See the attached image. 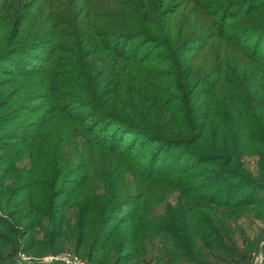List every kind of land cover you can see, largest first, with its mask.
<instances>
[{
    "label": "trees",
    "instance_id": "16d2710c",
    "mask_svg": "<svg viewBox=\"0 0 264 264\" xmlns=\"http://www.w3.org/2000/svg\"><path fill=\"white\" fill-rule=\"evenodd\" d=\"M262 42L264 0H0V90L15 87L0 110L39 114L0 117V264L62 249L131 264L166 236L171 262L241 256L226 245L239 226L222 232L264 220Z\"/></svg>",
    "mask_w": 264,
    "mask_h": 264
},
{
    "label": "rangeland",
    "instance_id": "374dc122",
    "mask_svg": "<svg viewBox=\"0 0 264 264\" xmlns=\"http://www.w3.org/2000/svg\"><path fill=\"white\" fill-rule=\"evenodd\" d=\"M262 50H264V42H262ZM15 59H19V58H15ZM26 60L28 62V66L32 68L43 63V61H38V60H32V59H26ZM7 66H8L7 64L1 63L0 70H2V68L6 69ZM9 80L10 79L8 76L2 73L0 74V84L7 83ZM14 89L15 87L12 84H9L4 88H1L0 93H2V98L5 97L7 93L15 91ZM31 91L32 90L27 89V90H24L22 93H25L27 96L31 93ZM13 99H14L13 102L18 100L16 96H13ZM0 102H1V99H0ZM35 105H36V102L31 104L29 101L28 102L23 101L22 104L18 106H16V104H11V103L5 104L4 106L1 107L0 117L4 116V117H7L8 119L10 117L15 119L13 123L8 122V125H10L9 129L13 130L14 127L23 125L24 123L35 120L38 117L39 114H35V112H33L35 110L34 109ZM20 107H23L24 109ZM1 130L2 128L0 127V131ZM3 143L4 142L0 141V145H2ZM5 153H9V152L4 149L0 152V159L2 157L3 161H5V157L8 156V154H5ZM244 162H246L245 166L247 169H249L252 172H255L256 158L249 157V156L244 157ZM4 165H5V162L2 165V168L5 167ZM225 195L226 194H222V196L224 197ZM229 195L233 196V198L235 199L237 198L239 199V197H246L243 193V189L242 191L241 189H239V190H236V192H231ZM258 195L264 197V190L259 192ZM64 197L65 195H62L60 196L59 199H62ZM168 202L173 203L174 200L168 199ZM156 209H159L161 213L159 217H164L167 213V210L163 209V207L161 208L160 204L156 207ZM260 209L264 210V207ZM150 211L151 212L148 214L149 218H151L154 212L152 210ZM252 213H255V212H252ZM251 215H254V214L247 215V214L242 213L240 215L241 218H239L236 222H232L230 226L226 227L224 231L222 232V234L227 233V232L230 233L233 230L232 229L233 225L237 224L239 226L240 229L235 231L233 235H230L232 245L230 243L226 245L228 247H231V249L235 250L236 253H240L241 256H239L238 258H235L234 260L228 261V258L225 256L226 252L224 248L219 247V244H215L214 246L215 249L213 250L211 249L210 255L212 256L207 254V257L211 263L213 264H249V259H252L250 261V264H264V220L260 218L252 217ZM168 237L169 236L161 237L159 240L158 239L149 240L148 241L149 245L146 244L148 246L145 249H147L148 253L150 254H145L144 256L140 255L141 249L137 245V247L133 248V250L131 251V259H132L131 264H148V263H151V264H183L182 260H180V258L183 257L182 249L177 252L176 255L178 258L174 262H171L166 255L162 254L159 251V247ZM116 243L117 244L119 243L118 239L116 240L114 238L113 240H111L110 242L111 248L112 246L117 245ZM98 246L99 245L95 247L94 251L98 250ZM135 249L137 250L138 254L133 253ZM61 251H65V252L60 253L59 255H56V256H50V257L43 256L40 258L21 254L20 258L25 264H33V263L35 264H94L92 261L81 259L80 255H76L70 252L68 249H62ZM154 251H159L160 256H158L157 258L147 256V255H151V253ZM248 251H249L250 256H248ZM245 253H247L248 259H246V256H243L245 255ZM214 255L216 256L214 257ZM68 259L70 260L68 261L69 263L66 262ZM141 259H143L144 261L143 263L140 262ZM125 264H130V263L127 262Z\"/></svg>",
    "mask_w": 264,
    "mask_h": 264
},
{
    "label": "built area",
    "instance_id": "2783aa9c",
    "mask_svg": "<svg viewBox=\"0 0 264 264\" xmlns=\"http://www.w3.org/2000/svg\"><path fill=\"white\" fill-rule=\"evenodd\" d=\"M68 261H70L69 259L66 261V262H68ZM69 263V262H68Z\"/></svg>",
    "mask_w": 264,
    "mask_h": 264
}]
</instances>
